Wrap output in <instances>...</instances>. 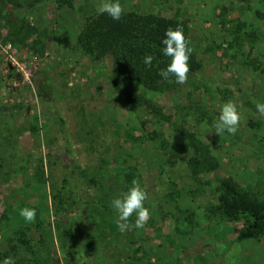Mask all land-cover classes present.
<instances>
[{"label": "rangeland", "instance_id": "obj_1", "mask_svg": "<svg viewBox=\"0 0 264 264\" xmlns=\"http://www.w3.org/2000/svg\"><path fill=\"white\" fill-rule=\"evenodd\" d=\"M120 2L124 12L188 22L200 70L173 90L147 93L167 121L112 90L109 57L92 61L75 48L100 0H0V253L16 264H264L262 242L216 214L224 178L264 202V116L256 110L264 103V0ZM9 55L27 64L29 81ZM229 100L241 113L238 130L218 136L213 121ZM181 130L208 146L216 170L191 175ZM134 179L150 218L138 229L133 214L121 233L111 201ZM22 208L36 209L34 223Z\"/></svg>", "mask_w": 264, "mask_h": 264}, {"label": "trees", "instance_id": "obj_2", "mask_svg": "<svg viewBox=\"0 0 264 264\" xmlns=\"http://www.w3.org/2000/svg\"><path fill=\"white\" fill-rule=\"evenodd\" d=\"M67 4L70 7L73 5L69 1ZM177 25L183 28L189 41L188 22L179 17L167 18L155 14L124 12L119 21H114L107 14H96L84 19L76 37L75 48L92 61L109 57V83L112 90L122 96L128 105L142 107L154 117L167 121L168 117L163 114L161 107L147 97V93L161 94L179 86L174 76L170 75L165 80L158 75L159 69L166 67L170 62V58L163 56L161 52V41L165 31L169 28L174 30ZM146 54L155 57L152 67L146 68L143 64ZM188 63L187 75L194 74L201 68L193 51ZM180 134L193 151L188 160L191 175L195 178L200 173L216 170L218 162L210 154L208 146L199 141L193 133L181 130ZM42 172V165H36L35 176L42 175ZM124 173L128 181L135 175L129 167ZM216 191L218 217L230 223L241 221L247 236L264 245V202L245 191L231 178L220 180ZM64 195L66 197L67 193ZM57 199H63L61 194L53 195V201ZM2 217L6 219L5 215ZM17 233L20 246H29L30 242L24 233ZM9 256L11 255L8 253H0V260Z\"/></svg>", "mask_w": 264, "mask_h": 264}, {"label": "clouds", "instance_id": "obj_3", "mask_svg": "<svg viewBox=\"0 0 264 264\" xmlns=\"http://www.w3.org/2000/svg\"><path fill=\"white\" fill-rule=\"evenodd\" d=\"M124 11L120 0H100L97 7L98 15L107 14L114 21H119ZM161 43L163 45L161 52L163 56L170 58V62L166 67L159 69L158 75L165 80L172 75L175 77L176 83H185L189 72L188 61L193 49L189 46V41L184 35L183 28L177 25L174 30L172 28L167 29ZM154 59L155 57L152 54H146L143 57L144 66L146 68L152 67ZM256 110L260 115L264 116V103L257 102ZM240 120L241 113L238 111L237 104L229 100L221 106L218 118L213 121L214 133L218 136L225 133L234 135L238 130ZM147 199V192L141 187L139 181L135 179L126 192L112 199L111 206L117 213L114 222L121 233H124L133 226L129 224V218L133 214H135V228L141 229L147 224L150 218V210L145 207ZM19 214L24 218L25 222H35V208H22ZM0 264H16V260L11 256L5 257L0 260Z\"/></svg>", "mask_w": 264, "mask_h": 264}, {"label": "built area", "instance_id": "obj_4", "mask_svg": "<svg viewBox=\"0 0 264 264\" xmlns=\"http://www.w3.org/2000/svg\"><path fill=\"white\" fill-rule=\"evenodd\" d=\"M10 50H11L10 46H7L5 48V52L6 53L10 52ZM9 60H10V62H12L13 66H15V68L17 69V71H19V73H21V75L24 78V81H26V82L29 81L30 70L27 67V64L18 63L16 61V59L13 57V55H9Z\"/></svg>", "mask_w": 264, "mask_h": 264}]
</instances>
